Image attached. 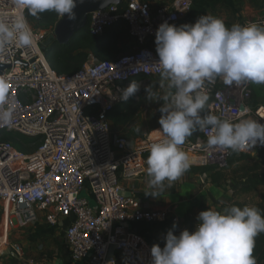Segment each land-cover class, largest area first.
Wrapping results in <instances>:
<instances>
[{
  "label": "built area",
  "instance_id": "obj_1",
  "mask_svg": "<svg viewBox=\"0 0 264 264\" xmlns=\"http://www.w3.org/2000/svg\"><path fill=\"white\" fill-rule=\"evenodd\" d=\"M192 3L122 0L120 5L91 12L87 20L92 37L99 38L124 21L132 47L114 59L89 56L73 74L57 73L47 60L49 45H43L53 31L41 36L32 29L33 47L9 45L0 55V66H5L0 79L8 85L9 106L14 110L8 124L0 123V255L11 253L21 259V247L7 243L13 230L40 219L59 229V223L71 215L63 243L73 260L150 264L152 244L125 228L159 221L163 213L144 209L138 197L126 195L124 182L146 175L147 146L160 139V125L155 136L131 144L124 135H113L108 114L125 102L119 99L120 92L132 81L141 85L142 79L160 77L155 31L162 22L175 24L184 19ZM0 11L15 15L17 10L10 0H0ZM257 88L264 93V84L226 85L220 77L206 81L209 101L203 114L236 122L247 109V116L264 123V103L254 104ZM134 96L137 99L138 93ZM210 132V128L197 130L186 139L182 148L190 156V167L223 169L234 153L253 155L264 148L259 143L237 152L208 148ZM10 134L22 136L25 149L3 138ZM199 174L202 183L209 180L208 173Z\"/></svg>",
  "mask_w": 264,
  "mask_h": 264
},
{
  "label": "clouds",
  "instance_id": "obj_2",
  "mask_svg": "<svg viewBox=\"0 0 264 264\" xmlns=\"http://www.w3.org/2000/svg\"><path fill=\"white\" fill-rule=\"evenodd\" d=\"M15 15L0 11V55L9 45L31 48L35 35L28 15L38 18L54 12L69 21L83 0H10ZM156 64L160 68L161 96L153 86H145V98L160 104V139L147 146V189L145 196L156 198L167 186L182 178L190 168V156L182 146L194 131L211 130L208 148L233 152L264 145V123L247 116L232 122L215 114L204 115L209 95L205 82L222 78L226 85L264 84V22L226 25L220 17L204 14L194 23L182 25L162 22L155 31ZM132 81L120 92L127 101L140 90ZM8 85L0 79V123L8 124L14 110L9 106ZM139 133L141 128L134 127ZM193 231L174 234V223L163 237V247L153 244L150 264H257L253 256L255 238L264 233V214L256 206L232 205L223 210L207 208L198 213ZM56 264H60L59 261Z\"/></svg>",
  "mask_w": 264,
  "mask_h": 264
},
{
  "label": "crops",
  "instance_id": "obj_3",
  "mask_svg": "<svg viewBox=\"0 0 264 264\" xmlns=\"http://www.w3.org/2000/svg\"><path fill=\"white\" fill-rule=\"evenodd\" d=\"M146 1L152 4L169 5L173 0ZM263 9L264 0H193L187 16L180 22H182V24L194 23L198 16L211 14L222 18L228 26L234 23L243 25L249 21L260 22L262 20L260 17L263 15ZM54 26H51L53 30ZM125 34L126 32L117 36L116 44L118 48L129 45L126 41ZM90 56L93 55L91 54ZM148 80L156 82V80H161V77L156 79H142L143 82ZM161 90L165 91L166 88H161ZM145 96V92L137 96L141 103V110L136 116L135 127L139 126L141 128V135L143 134L142 130L145 131L150 129L151 132H149V135L152 136L154 132L155 135L157 134L159 125L158 101H156L155 97L153 101H148ZM144 120L147 121L145 126H143ZM135 137H138V135ZM148 179L146 172V175L140 179H132L124 182V192L126 195L133 194L138 197L144 209L162 212L163 217L159 221L150 223H132L127 225L125 229L140 236L147 235L151 243L158 244L161 247H163L164 235L172 228L174 223L177 225L174 234H179V231L185 228L189 231H193L197 223L196 217L200 211L206 210L207 208L223 210L227 207V204L232 201L234 190L240 185L238 181L234 180L228 182L230 185L221 186H216L210 183L209 180H205V182L202 183L199 173L186 172L182 178L172 183L171 187H168L167 182H165V191L156 198H153L151 196H145L149 191L147 189ZM16 231H19L22 235H17L18 238L14 236V239L18 240L20 245H23L24 248L25 243L34 241L36 247L40 246L43 250L47 249V246H50V251L39 253L40 255L37 253V257L24 254V257H21V259H15L11 253L3 254L0 255V264H27L30 260L40 261L42 264H56L57 261H59L60 264H90L87 260H73L63 241L60 240V230L58 228L49 227L43 219L25 228L16 229ZM44 234L45 237L47 235L51 237L48 238L47 242L49 241L50 243L46 242V246H43V239L40 236ZM9 238L10 237H8V240ZM119 261L120 264H131L123 259Z\"/></svg>",
  "mask_w": 264,
  "mask_h": 264
},
{
  "label": "trees",
  "instance_id": "obj_4",
  "mask_svg": "<svg viewBox=\"0 0 264 264\" xmlns=\"http://www.w3.org/2000/svg\"><path fill=\"white\" fill-rule=\"evenodd\" d=\"M26 16L28 21L33 24L34 29L46 30L54 26L58 20V15L54 12H44L40 14L38 18H34L26 12ZM180 21L174 25H182ZM124 25V21H119L106 34L99 38H95L89 33L87 20L85 27L74 35L66 44L59 45L56 41H51L46 51V57L50 66L59 74L69 75L80 69L91 54L101 60H108L114 59L121 52L129 51L132 45L118 48L116 44L117 36L126 32ZM258 91L263 93L259 88L254 89V104L258 102L264 103V99H257L259 97ZM140 110L141 103L139 98L136 99L135 96L131 97L127 102L115 106L108 114L111 127L116 128L124 126L127 129L126 136H124L129 141L133 137L141 135V132L137 133L133 131L136 116ZM159 116L160 113L158 111V117ZM3 138L11 141L16 148L25 149L20 142L23 141L22 136L10 134ZM256 155L258 159L254 160L251 158L250 154L243 153L237 156L234 153L230 157L227 166L223 169H217L215 167H190L187 172H206L208 173L210 183L216 186L225 185L228 180L238 181L240 185L234 190L233 197L258 193L260 197L259 201L250 206H256L261 210L262 214H264V148H259L256 151ZM245 159H250V161L245 162ZM232 205L243 207L248 204L232 199V201L227 204V207ZM253 256L257 264H264V233L259 234L255 238Z\"/></svg>",
  "mask_w": 264,
  "mask_h": 264
},
{
  "label": "rangeland",
  "instance_id": "obj_5",
  "mask_svg": "<svg viewBox=\"0 0 264 264\" xmlns=\"http://www.w3.org/2000/svg\"><path fill=\"white\" fill-rule=\"evenodd\" d=\"M154 4H156V3H154ZM157 5V4H156ZM261 19H262V16L260 17ZM259 18V19H260ZM258 19V20H259ZM262 21V20H261ZM260 21V22H261ZM29 24L31 25V27H32V29L34 30V31H36V33L37 34H39V35H41V36H46V35H48V33H50L52 30H53V27H51V28H48V29H34L33 28V24L32 23H30L29 22ZM125 38H126V41H127V43H130V41H131V39L129 38V36L127 35V34H125ZM132 42V41H131ZM121 53H125V52H121ZM120 53V54H121ZM91 57H95V56H91ZM96 58V57H95ZM98 59H100V58H98ZM148 84H151L152 86H153V90L155 91V92H157L159 95H161V93H162V91H163V93H162V95L165 93V91L164 90H161V87H160V84H161V80H156V82H153V80H148V81H145V82H143L142 84H141V87H140V90L137 92L139 95L142 93V92H145L144 91V88H145V86L146 85H148ZM161 92V93H160ZM258 95H259V97H258V99L259 100H262V99H264V94L263 93H261V92H259L258 91ZM146 122L147 121H145L144 120V123H143V126H145L146 125ZM111 132L113 133V135H125L126 136V133H127V129L124 127V126H121V127H116V128H113V127H111ZM142 132H143V134L141 135V136H138V137H133L129 142L131 143V144H134V143H137V142H139V141H141V140H143L145 137H148L149 136V132H151V130L150 129H147V130H142ZM237 156H239V155H237ZM251 156V158L252 159H254V160H256V159H258V156L256 155V154H253V155H250ZM245 162H249L250 161V159H245L244 160ZM231 180H228L227 182H226V184L225 185H230V183H228V182H230ZM233 181V180H232ZM210 182V181H209ZM228 183V184H227ZM259 191H261V190H259ZM81 196H87L86 194H84V193H82L81 194ZM88 197V196H87ZM89 198V197H88ZM259 195H258V193H250V194H245V195H239V196H236V197H233V199L234 200H238V201H240V202H245L246 204H248V205H251V204H255L256 202H258L259 201ZM0 221H1V219H0ZM17 235H22V234H20V232L19 231H13V232H11V235H9V240L7 239V243L8 244H16V245H18V246H20L21 247V253H22V257H24V254H26V255H31L32 257H37L36 256V254L38 253H43L44 251H50V246H47V249H45V250H43L42 248H40V246H38V247H36V245H35V243H34V241L33 242H30V243H25L24 245H25V248H24V246L22 245H20V243H19V241L18 240H15L14 239V236H16L17 238H18V236ZM41 237H42V239H43V246H46V242H47V240H48V238H51L49 235H47L46 237H45V234L44 235H40ZM49 242V241H48ZM47 242V243H48ZM50 243V242H49ZM4 242H2L1 243V245L2 246H4ZM41 247H42V245H41ZM49 249V250H48ZM39 250H41V251H39ZM44 253H46V252H44ZM40 255V254H39Z\"/></svg>",
  "mask_w": 264,
  "mask_h": 264
},
{
  "label": "water",
  "instance_id": "obj_6",
  "mask_svg": "<svg viewBox=\"0 0 264 264\" xmlns=\"http://www.w3.org/2000/svg\"><path fill=\"white\" fill-rule=\"evenodd\" d=\"M122 0H83V3H78L76 9V19L69 21L67 17H61L55 23L53 35L45 42L43 47L49 45L51 41H56L57 44L63 45L69 42V40L80 32L87 23L88 15L91 12L103 10L107 6L114 4L120 5ZM5 66H0V69H4ZM73 216H69L66 220L59 223L58 227L60 229V240L63 241L65 238V231L68 228ZM149 243H151L150 238L147 235L144 236ZM153 244V243H151ZM114 246L109 248V256L113 253Z\"/></svg>",
  "mask_w": 264,
  "mask_h": 264
},
{
  "label": "bare ground",
  "instance_id": "obj_7",
  "mask_svg": "<svg viewBox=\"0 0 264 264\" xmlns=\"http://www.w3.org/2000/svg\"><path fill=\"white\" fill-rule=\"evenodd\" d=\"M155 136V132L152 134V137Z\"/></svg>",
  "mask_w": 264,
  "mask_h": 264
}]
</instances>
